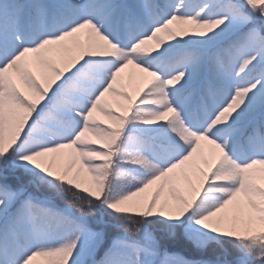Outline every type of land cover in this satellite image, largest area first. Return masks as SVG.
<instances>
[{
	"label": "snow or ice",
	"instance_id": "snow-or-ice-1",
	"mask_svg": "<svg viewBox=\"0 0 264 264\" xmlns=\"http://www.w3.org/2000/svg\"><path fill=\"white\" fill-rule=\"evenodd\" d=\"M0 264H264V0H0Z\"/></svg>",
	"mask_w": 264,
	"mask_h": 264
},
{
	"label": "rangeland",
	"instance_id": "rangeland-1",
	"mask_svg": "<svg viewBox=\"0 0 264 264\" xmlns=\"http://www.w3.org/2000/svg\"><path fill=\"white\" fill-rule=\"evenodd\" d=\"M125 83L128 85L130 91L136 90L142 86V81L136 74H125Z\"/></svg>",
	"mask_w": 264,
	"mask_h": 264
}]
</instances>
